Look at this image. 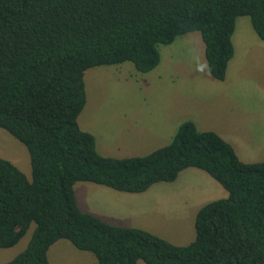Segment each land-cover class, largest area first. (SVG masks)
<instances>
[{"label": "trees", "instance_id": "obj_1", "mask_svg": "<svg viewBox=\"0 0 264 264\" xmlns=\"http://www.w3.org/2000/svg\"><path fill=\"white\" fill-rule=\"evenodd\" d=\"M264 40V0H0V127L24 144L30 178L0 156V247L23 250L3 264H49L60 238L92 252L94 264H264V161L244 162L213 130L182 121L170 141L143 155L105 156L77 117L84 72L160 61L159 44L199 32L208 73L222 79L237 16ZM193 166L226 191L196 211L194 238L173 244L134 226L80 210L73 185L85 180L141 192Z\"/></svg>", "mask_w": 264, "mask_h": 264}, {"label": "crops", "instance_id": "obj_2", "mask_svg": "<svg viewBox=\"0 0 264 264\" xmlns=\"http://www.w3.org/2000/svg\"><path fill=\"white\" fill-rule=\"evenodd\" d=\"M240 18L241 20L239 17L236 19L231 35L233 55L227 62L226 72L222 79H216L209 73H202L194 79L190 77L189 81L195 87V90L191 91H183V80L175 84L172 77L169 79L170 82L165 83L162 91L153 89L160 85L157 82L161 79L160 74L153 75L150 80L143 79L142 82L147 85L150 81L151 91L148 93L151 97L161 100H150L147 105H141L137 99L140 91L129 90L130 95L137 96L134 107L142 106L146 112L142 114L146 115L145 118L136 121L133 126L127 123L129 115L123 116L117 107L114 112L111 109L113 106L109 105L110 108L107 107V111L111 109L110 120L116 122L115 126H112L116 129L114 138H109L113 124L106 125L109 122H105L99 128H95L89 123V118L84 116L85 110L79 113L78 124L81 129L93 134L97 152L105 156L126 157L132 155L123 153L131 151L132 148L144 151L142 149L150 147L151 149L147 152L149 153L155 148L166 145L178 125L190 119L199 130H213L218 133L233 147L240 160L260 161L261 151L255 149L254 145H264V40L257 36L250 20L246 17ZM238 21L241 23L239 27L237 26ZM183 36L189 43L194 42L196 51H201L204 56L203 41L199 32L192 31ZM160 61H162L161 57ZM160 61L156 67L160 65ZM131 66L133 65L121 62L110 67H101L96 73H99L102 78H118L126 81V75L134 68ZM168 70L166 68L164 72L166 78H169ZM123 106L125 107V104ZM138 113V110L133 111L132 115L136 116ZM102 137L106 139L101 140ZM98 144L113 147L118 154H105L99 150ZM181 172L182 170L178 176ZM155 183L141 192L120 191L97 183L84 184L89 194L93 190L94 196H100L101 199L96 202L89 195L88 201L81 203L76 193L74 196L80 210L91 213L105 222L154 231V218L148 198L149 190L152 191ZM214 188L217 191L214 195L219 196H212L213 198L223 196V192L215 183ZM88 252L81 250L76 255L90 259Z\"/></svg>", "mask_w": 264, "mask_h": 264}, {"label": "rangeland", "instance_id": "obj_3", "mask_svg": "<svg viewBox=\"0 0 264 264\" xmlns=\"http://www.w3.org/2000/svg\"><path fill=\"white\" fill-rule=\"evenodd\" d=\"M246 17L247 15L237 16ZM235 19V22H236ZM241 23L238 21L237 26ZM235 28V26H234ZM234 30V29H233ZM197 32V31H195ZM185 34H180L175 37L174 41L168 44H159L158 49L160 52V65L154 70L147 72H139L135 68L127 74L126 81H122L118 78H102L99 72L101 67H110L114 64L92 66L84 72V84L86 93V102L80 111V114L85 110L84 116L89 118V123L94 125L95 128H99L105 122H109L106 125L113 124L115 126V120L111 121V109L115 112L116 107L122 112L123 116L129 115L127 123L129 125H135L136 121H141L145 118L146 114L144 107H134L135 100H139L141 105H147L150 100L160 101L161 99L151 97L149 83H143V79H151L153 75L160 74V83L157 87L153 88L156 91H162L165 83L170 82V78H173V82L178 84L183 80V91L195 90L193 83L189 81L191 78H196L202 73H208L206 68V60L202 55V52H197L194 46V42L186 41ZM122 63L132 62L126 60ZM133 67V66H131ZM168 68L167 76L164 77L165 69ZM90 74L92 76L90 77ZM135 90L140 91V95H130L128 91ZM137 98V99H136ZM125 104V107L123 106ZM109 105L113 106L107 111ZM138 114L132 115L133 111H137ZM79 114V115H80ZM83 118V116H82ZM81 120V118H80ZM79 122V116H78ZM130 132V131H127ZM111 135L109 138H114L116 135V129L112 127ZM119 134H117L118 136ZM106 137H102L101 140H105ZM98 140V139H97ZM100 141V140H98ZM161 144L160 141H157ZM151 145V144H150ZM99 150L105 152V154H118L113 147L101 144ZM159 146V145H155ZM102 148V149H101ZM254 148L261 151L259 155L260 161L264 160V145H254ZM142 149L144 151H138L132 148L131 151H127L126 155H143L150 150ZM125 152V151H124ZM121 154V153H120ZM0 156L13 162L28 178H30V164L29 156L26 147L22 142L8 133L6 130L0 127ZM111 156V155H109ZM253 162V161H252ZM198 171V172H196ZM94 182L79 180L73 185L74 194L79 198L82 203L87 202L89 195L98 202L101 197L94 196L92 190L89 194L85 185L93 184ZM214 183L223 192V196L215 197L216 199L224 198L226 196L225 189L209 174L202 169L189 166L186 170H182L181 174L173 181H158L152 186V191L149 190L148 202L151 206L152 216L154 218V231L158 236L170 241L173 244L183 245L190 242L194 238V216L196 211L204 203L210 200H216L212 196L217 191L214 188ZM85 184V185H84ZM213 198V199H211ZM32 226L27 230L24 236H22L16 244L10 247H0V264L11 259L18 252L24 249L30 236ZM153 232L152 230H148ZM81 252L76 248L68 239L60 238L56 240L47 250V256L49 264H94L96 257L92 252H88L90 259L77 257L76 254ZM137 264H146L143 260L137 259Z\"/></svg>", "mask_w": 264, "mask_h": 264}]
</instances>
